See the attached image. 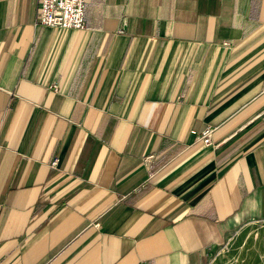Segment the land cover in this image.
<instances>
[{"label":"crops","instance_id":"0c3cea01","mask_svg":"<svg viewBox=\"0 0 264 264\" xmlns=\"http://www.w3.org/2000/svg\"><path fill=\"white\" fill-rule=\"evenodd\" d=\"M37 13L0 0V264H210L264 221V0Z\"/></svg>","mask_w":264,"mask_h":264},{"label":"rangeland","instance_id":"374dc122","mask_svg":"<svg viewBox=\"0 0 264 264\" xmlns=\"http://www.w3.org/2000/svg\"><path fill=\"white\" fill-rule=\"evenodd\" d=\"M210 264H264V221L237 227Z\"/></svg>","mask_w":264,"mask_h":264},{"label":"built area","instance_id":"2783aa9c","mask_svg":"<svg viewBox=\"0 0 264 264\" xmlns=\"http://www.w3.org/2000/svg\"><path fill=\"white\" fill-rule=\"evenodd\" d=\"M87 0H38V22L44 27L61 30L82 31L85 29V9ZM210 129L203 131L199 138L205 145H210ZM151 157L144 160L150 163ZM58 159L51 162L55 167Z\"/></svg>","mask_w":264,"mask_h":264}]
</instances>
